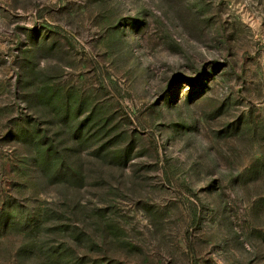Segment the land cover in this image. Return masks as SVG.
Here are the masks:
<instances>
[{"label": "rangeland", "instance_id": "obj_1", "mask_svg": "<svg viewBox=\"0 0 264 264\" xmlns=\"http://www.w3.org/2000/svg\"><path fill=\"white\" fill-rule=\"evenodd\" d=\"M0 264H264V0H0Z\"/></svg>", "mask_w": 264, "mask_h": 264}, {"label": "trees", "instance_id": "obj_2", "mask_svg": "<svg viewBox=\"0 0 264 264\" xmlns=\"http://www.w3.org/2000/svg\"><path fill=\"white\" fill-rule=\"evenodd\" d=\"M192 214H193V222H194L193 225H198L200 223L199 214L195 210L193 211ZM187 239L189 240V237ZM189 245H190V243H189Z\"/></svg>", "mask_w": 264, "mask_h": 264}]
</instances>
